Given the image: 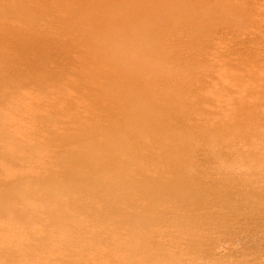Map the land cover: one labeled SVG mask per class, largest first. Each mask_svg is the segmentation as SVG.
<instances>
[{
  "label": "rangeland",
  "instance_id": "rangeland-1",
  "mask_svg": "<svg viewBox=\"0 0 264 264\" xmlns=\"http://www.w3.org/2000/svg\"><path fill=\"white\" fill-rule=\"evenodd\" d=\"M101 1L102 3L99 2V6L103 8V11H107L108 7L110 8L113 3V0H104V2L103 0ZM128 1L130 0H125L124 3ZM152 1L155 2L152 3ZM256 1L257 3H255ZM256 1L254 2V5L253 3L251 4V1L250 3H245L246 5L248 4L253 6V8L251 7V10L248 5H242L240 7V3L236 4V7L238 5L237 9L239 10V8H242V10H239L238 13L237 11L235 14L233 13L234 16H229L231 18L229 19V22L235 29L233 31H229L228 33L223 34L219 33L220 31H216L217 36L212 33V38L209 37V39H202L201 37H198L195 41L187 45L180 43L177 39V37L186 34L187 30L185 28L180 29L179 27L178 29H174V34L166 37L147 33L141 41H138V46L129 50H122V56L119 58L113 59L109 56H96L90 62L81 63V65L88 68L94 67L97 64H104L106 66L93 68L90 69L88 73L79 75L80 80L92 83L90 89L97 95V99L95 101L96 106L100 108L110 106L116 102L118 96L125 97L126 95L131 94L133 88L131 82L128 84L125 81L117 82L112 89L107 86H99L96 84L98 78H100L106 71L124 72L128 69H132L135 72L132 80L146 76L145 74L147 73L150 75L159 74L156 78H149L146 80V90L143 93H140L137 97H133L136 99V104L141 98H148V100L156 107V111L152 115L153 119L159 117L160 112L163 110L165 112L173 113L178 111L179 113L183 112V117L180 120L176 117L174 119H166V122H163V124L151 126L150 129L147 127L144 130L140 129L142 124L136 126L134 124L131 131L121 139L120 137H111V135L106 136L104 135L105 132L99 133L104 131L103 126H98L96 124L88 126L91 123H95L94 119H97L94 114H88L85 118H83L82 123L78 122L74 125L82 128H89L95 131L97 130V132H95L97 135L90 140L85 139L84 142L80 144L76 143L72 146V148L79 146V149H77V152L70 151L68 155L73 156L76 159H81L82 162L80 166L73 168V170L76 171L75 178L72 179L71 183L67 184V187L62 192H94L95 189H98L100 192L106 193L107 196H102L101 193L94 192V194L90 197H83L80 201L78 199L79 202L72 204L62 203V201L56 195H52V193L44 194L40 199H12L3 201L0 210L4 206L7 208L6 211H8L9 214L5 215L0 211V224L5 223L6 226L2 231L0 230V238L9 240V243L12 246L13 239L18 237L21 233H24V230H27L25 227H23L22 230H19L16 227L23 221L24 217V215L19 214V212H31L35 215L41 216L42 219L30 227V229L35 232V235L37 234L35 243L41 245L50 242V245L43 251H36V257L39 261H34L30 264H77L78 261H86L94 256H101L102 259H107L114 256L118 252L121 255H129L132 248H135L138 245L141 246L144 241L141 239L136 226L137 224L135 222H131V218H133L131 213L134 211L131 212V209L126 205V203L122 204L120 194L122 187L120 186L118 176H122L125 180L130 176L138 178L137 174L143 169H146L152 174L151 167L155 161V155L158 154V148L155 147L165 146L164 144L169 142V139L173 134H183L193 122L194 126L199 125L202 127H209L210 123L216 124V127L213 128L215 130L213 133L217 134V140L212 137L207 140L204 138L206 136L197 132L194 127V137L190 138V141L192 139L191 142L194 143H192V145L197 147L196 150L194 147L195 154L194 152L185 153V160L192 159L194 160V163L197 161L195 164H198L200 161V164L203 163L202 168L205 166V170L203 169L202 171L201 168V170L198 169L200 172L198 170L196 171L197 175L195 174V176L198 177V179H205L210 172L213 173V170L210 172L208 170L212 167L216 168L213 175L215 179L217 178V182L214 184V189L206 188L199 194V201L194 206V212L207 204H213L212 200L218 195L222 193L230 194L232 188L231 186L236 184V174L237 177H240L239 174L243 177V175H247V173L250 174L254 171H257L258 173L264 170V138H258L259 140L257 138H253L256 142L253 143L248 140L244 141L245 139L243 140V137H241H247V134L252 135L256 131L261 132L264 136V121L259 122L257 120L258 115L264 112V105L258 109L259 113H255L243 111L241 107L233 103L235 98H243L245 104L254 103L256 99L254 101L253 99L256 97L255 95H257L255 92L257 90L264 91V80L257 82L255 79L248 77L250 76L251 70L255 69L256 71L260 66L262 68L264 67V0ZM139 3H144L145 5L148 4L150 6L153 4L152 6H154L158 3V1L142 0ZM156 6L157 5L154 7ZM174 6L175 5L173 3L167 4L165 15H173L175 9ZM206 7L207 10L204 12L208 15H211L212 12H215L218 9L213 0L208 1ZM86 9L84 11H88V14L90 11L89 7ZM125 9L126 8L124 7L122 10ZM127 10L128 9L125 11ZM244 10L245 12H243ZM125 11H123L122 14H119L121 13V9H119L117 12L118 16L114 17V20L105 26L94 23L95 15L88 14L82 27L78 30V33L82 34L83 38L90 37L97 41L93 47V50L96 52L101 51L104 48L110 51L117 50V47L123 48V45L125 44L117 37L119 33L110 40L104 39L103 26L108 29H115L117 25H119L122 29H124L126 22L122 18L124 13L126 14ZM190 12H194V10ZM208 15L200 13L199 17H197L199 22L197 26H201L200 28H206L207 23H210L209 21H211V18H208ZM250 16H252L253 19ZM247 17L249 20L251 19V22H255H250L254 25V27L252 28V25H250V28L249 26L248 29L249 32L251 30L250 33L244 28V34H242L240 31H242L241 29L243 28L240 27H243L247 21L249 23ZM205 19H208L209 21H206ZM254 19L256 21H254ZM57 23V20H53L54 25H57ZM146 25H148L147 22L140 21L135 27L138 29L139 27H142L141 30H143V27L145 28ZM238 27L240 29H238ZM64 38L67 39V37ZM251 41H255L256 45H253ZM86 48L87 45L83 43L77 46L76 50L84 51ZM0 52H2L6 58H9V55L11 54V52L4 47H0ZM26 60L28 61L27 58ZM29 61L31 63L33 62L31 59H29ZM249 65L253 66L252 69H248ZM73 66L74 64L65 62L56 65L52 64L47 67L44 66L45 72H33L25 75L21 79V82L0 81V127L3 130V133H0V178L3 174L14 175V173H18L22 169L26 168L27 173L22 176H25L33 171L36 176L42 179L41 175L43 171V163L47 161V159L43 158V156H46L49 153H63L64 146L57 138H52L45 142H43L42 139L48 135V125L52 122L64 120L65 124H67L72 120L75 111L70 112L65 108H62L58 102L54 105L53 103L55 101L54 98L58 96L60 89H63L68 85H73ZM198 70H203V75L195 74L194 76L188 78L187 75L190 72L194 71L195 73ZM204 71L207 74H205ZM186 72H188L187 75ZM245 72H247L248 76ZM45 84L53 85V89L50 92L44 93L41 91L42 93H40L36 87H42ZM82 91V84L74 86L72 94L66 95L65 100L70 104L75 102L78 105L80 102L77 101V97L80 96ZM161 92H163V96L161 95ZM47 105H50V107H47ZM42 107L50 108L47 112H45L49 122L44 124L36 121L34 126L31 127L30 122L27 121L30 117L37 118L38 116H41L44 111ZM96 110L97 109H95V111ZM138 110L134 108V111ZM105 120L106 118H102L103 122ZM78 129L79 128L71 129L68 133L73 137L77 133ZM137 134H149L148 137L153 138L155 146L146 148L142 155L132 158L127 164H122V167L115 172H112V174L103 175L100 178L95 177V172H101L108 169L110 166H117L120 164L118 161L123 156L122 146L129 144L132 141L135 144L139 143L137 138H141ZM219 135H221V137L226 136L225 139H227V143L226 140L224 143L223 141L219 142ZM238 135L241 139L238 138ZM234 136H236L235 139L237 142L239 141V144L236 143L238 147L233 144L236 141ZM229 139L232 141L233 147H231V141ZM228 140L230 148L228 147ZM38 142L43 143L36 146L35 143ZM242 143H244V145ZM247 143H249L250 146H248L249 144L247 145ZM55 144L58 148L55 147ZM239 145H247V149H250V151L248 150V153L254 151L262 156L253 157L250 154L248 155L246 147H241L242 149H246L242 150ZM6 146H10L11 150L6 151V149L3 148ZM198 148L200 152L197 151ZM104 149L113 153L107 161L100 163L87 158L88 153H95ZM2 150H5V152ZM27 152H32L33 156L29 157ZM241 152H244V154L249 157L244 158V154H241ZM238 155L241 156V158L237 157ZM91 161L94 163H90ZM86 164L87 169L84 170V165ZM230 167L232 169L231 172L238 170L237 172L240 171L239 174L234 173L235 175L233 178L229 177L227 169ZM134 168H137V171L134 172ZM216 170L219 171V174H217L218 171L216 172ZM242 172L245 174L242 175ZM192 173L194 174V167L191 174ZM129 174L131 175L128 176ZM228 178H231V180ZM67 179L68 178L64 175L54 177L55 181L62 183H65ZM151 179L152 176H148V179L145 180L144 184V187L151 188L149 189L151 192H156V189L158 190V187L160 186L171 190V194L182 193V191L184 192L186 191L185 189H187L184 184L174 185L169 182L168 184L171 185L167 187L168 184L166 182H152ZM233 179H235L234 182ZM36 181L37 179L17 180L15 177H7L5 181H0V191H3V188L6 186L7 188L30 187L42 189L44 182H47L48 180L40 181V186H36ZM163 183L166 184V186ZM217 188L219 191L218 195ZM234 188L237 189L236 186ZM240 191H238L239 194H241L243 190L240 189ZM131 193L138 194L136 190L131 191ZM242 194V196L250 197L252 200L264 202V189L258 188L257 190H252L248 188V190H244ZM233 196L235 198L236 195ZM211 198L212 200L210 202ZM152 200L156 201L155 196ZM208 201L209 203H207ZM235 202L232 204L229 203L228 208L227 206L223 207L220 203V208L218 203H215L216 205L212 206L209 205L212 209L215 207L214 211L209 209V206L206 207V209H209L206 212L209 211L211 214L208 218L203 217L198 222L194 223L193 227L192 224L190 226V223L188 224L186 221L183 222L178 220V230L174 229L175 227H171L170 225H162L163 223L160 221L164 218L154 212L148 217V221L152 225H158L159 227L154 232L149 233L148 236L155 240H169L171 237L165 235V232L166 234L169 232L167 228H169L171 232L172 230H174L173 232H180L182 230V233L187 231L191 232V230L192 232L196 230V232H194L193 235L194 245L189 247V245L191 246L189 242L192 241L187 242L188 249L187 243H185L178 247V250L177 248H174L170 251L168 250L163 253H158L154 249H151L150 253L153 254L155 259H160L161 261L162 259L166 260L170 255L175 254V261L176 258L179 259L177 262H186L194 260L198 257L197 259H200V261H209V259L212 258L210 261H216V264H218V262L220 264L221 262L224 264L225 261H227L225 264H235L238 261L239 263L256 261L257 263L261 262L260 264H264V206H262L260 210L259 208H254V211H251L250 205H243L240 203L237 204L238 201ZM259 206L260 205L258 204V207ZM166 208H168V206H165L164 204V206L160 209L166 211ZM81 209L92 212V215L88 218V220H82L80 218L79 210ZM168 210L169 208L167 211ZM210 210L215 212V215L212 214ZM97 211H100L102 214L97 215ZM119 211H126V213L130 211L131 213L129 212L128 215L124 217L125 223L119 221V223L122 224H119L112 230L109 228L106 230L103 227L104 220H108L112 215L120 213ZM181 214L174 216V219H178ZM249 214H252V218ZM220 215L221 221L223 217L227 215L230 219H237V221H239L236 225L237 228L232 230L229 228L228 230L231 232L227 231L225 228V230H223V226H221L223 221L221 223L220 221H217L219 220L218 218H220ZM234 215L236 217H231ZM215 216H218L216 217L217 220L214 218ZM209 218H212V220H208ZM244 218L245 220H243ZM241 220L243 221L241 222ZM197 226L202 229L197 231ZM234 231L237 234L233 233ZM112 243L114 245L110 250ZM65 250L70 251L71 254L66 261L62 260L59 255V252ZM209 253L211 254L209 255ZM216 254L218 256H216ZM206 255L209 259L204 260L206 259ZM200 256L204 258L202 259ZM218 258L220 259L218 260ZM197 259H195V261ZM24 261L28 264V260Z\"/></svg>",
  "mask_w": 264,
  "mask_h": 264
},
{
  "label": "bare ground",
  "instance_id": "bare-ground-1",
  "mask_svg": "<svg viewBox=\"0 0 264 264\" xmlns=\"http://www.w3.org/2000/svg\"><path fill=\"white\" fill-rule=\"evenodd\" d=\"M124 1L113 0L111 7L110 8L108 7L107 11H103V8L99 6V2L102 3L101 0H56V1H51V0H0V47L2 48L4 47L11 52V54L9 55V58H6L4 54L0 52V81H3V82L5 81L18 82L19 81L21 82V79L25 75L31 74L33 72L35 73L45 72V67L49 65L62 64L64 62L72 63L74 64V66L72 67L73 69L72 75L74 77L73 85L72 86L68 85V86H65L63 89H60L58 96L54 98L55 101L53 105L56 102H58V104L62 108H65L66 110L70 112L75 111L73 114L72 120L69 121L67 124H65L64 120H61L59 122H52L50 125H48L49 133L47 136H45L42 139V141L45 142L49 139L57 138L64 146L63 153H49L48 155L43 156V158L47 159V161L43 163V171H42L41 176L43 180L45 181L48 180L47 182H44L43 188L42 189L30 188V187L7 188L6 186L5 188H3V191H0V207L3 204V201L12 200V199H16V200L40 199L44 194H47V193H52V195H56L62 201V203H65V204L77 203L80 200H82L83 197H90L92 194H94V192L101 193L102 196H107L106 193L100 192V190L98 189H95L94 192H90V191H77L75 193L62 192L67 187V184L71 183L72 179L75 178L76 171H74L73 168H77L78 166H80L82 162L81 159H76L75 157L68 155L70 151L77 152V149H79V146H77L76 148H72V146L76 143L80 144L84 142L85 139L90 140L97 135V133H95L97 132V130L95 131L89 128H82V127L74 125L75 123H78V122L82 123L83 118H85L88 114H94L95 118H97V119H94L95 123H91L88 126H91L92 124L103 126L104 131H101L99 133L105 132L104 135L106 136L111 135V137H120L121 139L124 138L125 135L131 131V128L134 126V124L135 126L142 124V127H140V129L144 130L147 127L148 129H150L151 126L161 125L163 124V122H166V119H174L176 117L178 120H180L183 117V114H184L183 112L179 113L178 111V112L173 113V112H165L163 110L160 112L159 117H157L156 119H153L152 115L156 111V107L148 100V98L143 97L136 104L135 103L136 99L133 97H137L140 93H143L146 90V80L149 78H156L159 76V74L150 75L147 73L145 74L146 76L139 77L138 79H135V80L133 79L134 80L133 81L132 78L135 75V72L132 69H128L124 72L106 71L101 75L100 78H98V80L96 81V84L99 86H107L112 89L113 86L117 82L125 81L128 84L131 82L133 88H132L131 94H128L125 97L118 96L116 102H114L110 106H107L104 108H100L96 106L95 101L97 99V95L93 93L90 89L92 83L80 80L79 75L88 73L90 69L98 68L102 66L106 67V66L104 64H97L94 67L88 68L86 66L81 65V63L90 62L96 56H100V57L109 56V57H112L113 59L119 58L122 56V50H129L131 48L138 46L139 44L138 41H141L142 38H144L147 35V33L153 34L156 36L166 37L169 35H173L174 29H178L179 27L180 29L185 28L187 30L186 34L177 37L180 43L184 45L192 43L198 37H201L202 39L203 38L209 39V37L212 36V33L217 36L216 31L218 32L220 31L219 33H223V34L228 33L229 31L231 30L233 31L235 29L229 22V19H231L229 16L233 15V13L235 14L236 11L238 13L239 10H242V8L241 9L239 8L238 10L237 9L238 5L236 7V4L240 3V7H241L242 5L243 6L246 5L245 3H250L251 1V4L253 3L254 5V2L256 0H226V1L225 0H213V2L215 3L218 9L215 12H212L211 15H208L206 12H204L207 10L206 4L210 0H157L158 3L155 4L157 5L156 7H154L155 5L152 6L153 4L151 6L148 4L145 5L144 4L145 2L143 3L145 5L144 6L143 4L139 3L142 0L141 1L138 0L139 2L137 0L136 1L130 0L126 3H124ZM153 2L155 1H152V3ZM172 3L175 5L174 14H173L175 16L165 15L167 4H172ZM255 3H257V1ZM248 6H250L249 7L250 10H251V7L253 8L252 5H248ZM88 7L90 10L88 14L95 15L94 23H97L98 25L99 24L104 25V26L107 25L109 22L113 21L114 17L118 16L117 12L119 9H121V13L119 14H122L123 11L128 9L127 11H125L126 14L124 13V16L122 18L126 22V26L124 27V29H122V27L119 25H117L115 29H108L107 27L103 26L104 39L110 40L112 37H114L116 34L119 33L117 37L120 40H122L123 43L125 44L123 45V48L117 47V50H114V51H110L104 48L101 51L96 52L93 50V47L97 41L90 37L83 38L82 34L78 33V30L82 27L85 21V18L88 15L87 14L88 11L87 12L84 11ZM124 7L126 9L122 10ZM192 10H194V12H190ZM245 10L243 12H245ZM200 13H203L204 15H208V18H211V21H209L208 19H205L206 21L210 22V23H207L206 28L205 27L200 28L201 26H197L199 24L197 17H199ZM252 16L250 17L253 19V17L255 16V13H254V16L253 17ZM193 18H194V23H193ZM53 20H57L58 22L57 25L53 24ZM140 21L147 22L148 24L145 26V28L143 27V30H141L142 27H139V29L135 27L136 24ZM254 21L256 20L254 19ZM250 22H251V19L249 20V23ZM249 23L247 21L245 22V25L243 24L244 25L243 27H240V28H243L241 29L242 31L239 30L240 33L244 34L243 33L244 28L247 29L249 32L248 28L250 25H252V28L254 27V25L251 23H255V22L252 21L250 24ZM240 28L238 27V29ZM148 29H150L151 31ZM64 37H67V39H65ZM83 43L87 45V48L84 51L76 50L77 46ZM251 43L253 45L254 44L256 45L255 41H251ZM26 58L28 59V61L26 60ZM29 59H31V61L33 62L31 63ZM38 67L40 68V70ZM252 67L253 66L249 65L248 69L250 68L252 69ZM260 67L256 71L253 68L254 70L250 71L251 72L250 76H248L247 72H245V74H247L248 77L255 79L257 82L260 80H264V67L263 68L262 67L260 68ZM202 72L203 70L202 71L198 70L195 73L194 71H192L189 74L188 72H186V75L188 74L187 76L189 78L191 76H194L195 74L201 75ZM79 84L83 85V91L80 94V96L77 97V101L80 103L78 105L75 102L71 104L68 103L65 100V96L71 95L74 86H77ZM36 89L40 93L42 92L46 93V92H50L53 89V85L45 84L42 87L37 86ZM162 93L163 92H161V95L163 96ZM255 94L254 95L256 97L253 99V101L255 99L256 100L254 101V103L245 104L243 98L242 99L235 98L237 100L234 99L233 103L241 107L243 111L259 113L258 109H260L264 105V91L257 90ZM47 107H50V105H47ZM134 108L137 110L139 109V110L134 111ZM43 109L44 111L41 116H38L37 118H33V117L29 118L27 122H30L31 127L34 126V123L36 121L42 122L44 124L46 122H49L47 120L48 118L46 117L45 112H47L48 109L50 108L45 107ZM95 109H97L96 110L97 112L95 111ZM102 118H106V120L104 121L105 123L102 121ZM257 120L259 122L264 121V112L258 115ZM194 127L197 132L206 136L204 138H206L207 140H209L211 137L215 139L217 137V134L213 133L215 131L213 128L216 127V124L210 123L209 127L207 126L202 127L199 125L194 126V122H193L192 125H190L183 134L175 133L170 137L169 142L167 144L162 143L165 146L155 147V148H158V154L155 155V161L153 162V166L151 167L152 174L146 169H143L140 173L137 174L138 178H133L132 176H130L131 174H129L128 176L130 177H128L125 180L122 178V176H118L120 186L122 187L121 193H120L121 198H122V204L126 203V205L131 209V212L134 211L133 213L129 211L134 218V219L131 218V222H135L137 224L136 226L140 233L141 239L144 241L143 244L141 246L138 245L135 248H132L131 253L126 256L121 255L118 252L114 256L107 258V259H102L101 256H98V257L94 256L93 258H90L86 261H78L77 264H154V263L156 264H216L217 263L216 261H215L216 263L210 261L212 260V258L209 259L207 256L208 254L205 256L206 259L204 260L209 259V261H200V259L198 260L197 259L198 257H197L195 258L197 259L196 261L194 259V260H190L186 262L184 261L177 262L179 261V259L176 258V261H175V257H174L175 254L170 255L167 259L165 258L166 260L162 259L161 261L160 259H155L153 254L150 253L151 249H154L158 253H163L168 250L170 251L174 248H177L178 250V247H180L182 244L187 243L188 241H192V242H189V244H191V246L189 245V247H192V245H194L193 235H194V232H196V230L193 232L191 230V232L187 231L183 233L181 232L182 230L180 232L178 231L173 232L174 230L170 228L173 232L172 233L169 230V228L166 227L169 232L167 234L165 232V235L171 238L165 241L155 240L151 238L150 236H148L149 233L154 232L159 227L158 225H152L148 221V217L154 212L158 213L160 217L164 218L160 221L163 223V224L161 223L162 225L164 226L170 225L171 227H175L174 229H177V228L179 229L178 224H177L178 220L183 221V222L186 221V223L188 224L190 223L189 224L190 226L192 224V227H193L194 223L198 222L201 218L203 217L208 218L211 213L209 211L208 212L206 211L209 209L214 211L215 207H213L214 209H212L210 208L209 205L211 206L216 205L215 203H218V205L220 203V205H223V207L227 206L228 208L229 203L232 204L233 202L238 201L237 204L240 203L243 205H250L251 211H254L253 210L254 208H259L260 210V208L264 206L263 204L264 202H261L258 200L255 201V200H252L250 197L242 196L244 195L242 194L243 191L244 190L247 191L248 188L252 190H257L258 188L264 189V174H262L264 173L262 172L264 170L258 173L257 171H254L250 174L247 173V175H243L245 173L242 172L243 177H241V174H239L240 171L237 172L238 170L235 171L233 169L234 171L231 172L232 169L230 167L227 169L229 177L233 178L236 173L240 175V177H237V174H236V184L235 185L233 184L231 186L232 188H231L230 194L222 193L218 195L219 191L217 188L218 193L217 192H214V193H217L218 196L216 198H214L215 197L214 196L213 200L212 198L210 199V202L212 200L213 204L212 203L207 204L209 203L208 201L206 203L207 205L205 206L203 205L204 207L194 212V206L199 201V194L206 188L214 189V184H216L217 182V178L215 179V177L213 176L215 173V169H216L215 167H212V168L210 167L211 169L209 170L207 169L209 172L213 170V173L210 172V174L206 176L205 179L203 178L198 179V177H196L195 174L197 175L196 171L198 169L201 170L203 163L200 164L199 163L200 161H199L198 164H195L197 161H195L194 163V160L192 159L185 160V153L194 152L195 146L192 145L193 143L191 142L192 139L190 141V138L194 137ZM75 128H79V129L77 130V133L72 137V135L69 134L68 131L71 129H75ZM0 133H3V130L1 129V127H0ZM149 134L147 135L137 134L142 139L141 140L137 138L139 143L135 144L132 141L129 144L123 145L122 146L123 156L118 161V163L120 164H118L117 166H110L108 169L101 171V172H95L94 174L95 177L100 178L103 175L112 174V172H115L116 170L120 169L122 167V164H127L132 158H136L137 156L142 155L146 148L155 146V141L153 140L152 137H148ZM247 135H246L247 137L245 136H241V137H243V140L245 139L244 141L248 140V141H252L253 143H256L253 138H257V139L264 138L263 134L257 131L254 132L252 135H249V134ZM225 137L226 136L221 137V135H219L218 141L219 142L223 141L224 143V141L226 140V143H227V139H225ZM235 137L236 136H234V139ZM241 137L239 136L238 138L241 139ZM229 140H228V143H229ZM43 142L35 143V145L39 146ZM238 142L236 140L235 143L233 144L237 145L239 144ZM242 144L244 145V143ZM248 144L249 143H247V145ZM247 145L245 146L239 145V146H240V149H242L243 147H246ZM229 146H230V143L228 147ZM248 146H250V144ZM55 147L58 148L56 144H55ZM231 147H233L232 141H231ZM236 147H238V145ZM3 148H5L6 151L11 150L10 146H6ZM196 148L197 147H195V150ZM246 149H242V150H246ZM248 150L250 151V149L246 150L247 153H248ZM2 151L5 152V150H2ZM197 151H199V148ZM244 152H241V154H244ZM27 154L29 157L33 156L32 152H27ZM236 154H237V149H236ZM249 154L253 157L262 156L260 154H257L254 151L249 152L248 155ZM111 155H113L111 151L104 149V150L97 151L95 153H88L87 158L101 163L103 161H107ZM239 155L237 157L241 158V156ZM245 155L246 154H244V158L249 157L247 155L246 157ZM90 163H94V162L91 161ZM193 167H194V174L193 173L191 174ZM204 168L205 166L202 168V171ZM86 169H87V164L84 165V170ZM133 171L134 172L137 171V168L136 169L134 168ZM217 171L218 170H216V172ZM26 173H27V169L24 168L18 173H14V175L3 174L0 178V181L1 180L5 181L7 177H10V178L15 177L17 180L37 179L35 184L36 186H40V181H43L40 177L36 176L33 171L28 173L25 176H22ZM217 174H219V171ZM59 175H64L66 176V178H68L65 181V183L54 180V177L59 176ZM148 176L150 177L152 176V179H151L152 182L164 181L167 184L169 182L174 185L184 184L186 185L187 189H185L186 191L184 192L182 191V193L171 194V190H168L165 187L162 188V186H160L158 187V190L156 189V192H151L149 191V189L151 188L144 187L145 180L148 179ZM228 179L231 180V178H228ZM234 180L235 179H233V182ZM164 185L166 186V184ZM170 185L171 184H168L167 187H169ZM235 186L237 189L234 188ZM240 189L243 190L241 193L242 195L238 193ZM134 190H136L138 194H132L131 191H134ZM233 195H236L235 198ZM154 196L156 198V201L152 200ZM164 204L165 206H168L169 208L168 211H167L168 208H166V211L160 209L162 208V206H164ZM258 204L260 205L259 207H258ZM220 205H219V208H220ZM208 206H209V209H206V207ZM6 209L7 208L3 206V208H1L0 211L3 214L8 215L9 212L6 211ZM129 212L126 213V211H123V212L112 215L111 218H109L108 220H104L103 227L106 230L108 228L112 230L116 228L119 224H122L123 222L125 223L124 217L127 216ZM248 213H245V214H248ZM19 214L24 215V217H23V221L20 224H18V226L16 227L19 230H22L23 227H25L27 228V230H24V233H21L19 235L22 238L18 236L13 239V245H12L13 247L9 243V240L0 238V264H27L24 260H28V264H30L31 262L39 261V259L36 257L37 255L36 251H43L47 249L48 246L50 245V242L44 243L41 245L36 244L35 238L37 237V234L35 235V232L30 229L31 226L35 225L38 221L42 220L41 216L35 215L31 212H19ZM96 214L101 215L102 213L100 211H97ZM177 214L179 215L181 214V216L178 217V219H174V216H177ZM212 214L215 215V212H212ZM91 215H92V212L90 211H86L84 209L79 210V216L82 220H88V218L91 217ZM249 215L252 218L251 216L252 214H249ZM216 217L218 216H215L214 218ZM219 217H220L218 218L219 220H217V218L216 220L220 221V223L223 221L221 225L223 226V230L226 229L227 231H230L228 230L229 228L231 230L234 228H237L236 225H237V222H239L237 221V219L236 220H234V218L230 219L229 216L227 215V216H224L221 221V215ZM231 217H236V216L234 215ZM212 218L211 219L209 218L208 220H212ZM243 220H245V218ZM243 220H241V222ZM119 221L122 223H119ZM5 227H6L5 223L0 224L1 231ZM201 229L198 228L197 226V231ZM233 233H236V232L234 231ZM113 245L114 244L112 243L110 246L111 247L110 250L113 248ZM187 249H188V243H187ZM210 254L211 253H209V255ZM59 255L61 259L65 261L68 259V257L71 256L70 251H67V250L59 252ZM216 256L218 255L216 254ZM201 257L202 256H200V258ZM149 258H152V259H149ZM203 258L204 257H202V259ZM219 259L220 258H218V260ZM259 261H262V260H259ZM260 263H257L256 261L239 263L238 261L235 264H260ZM218 264L220 263L218 262ZM221 264L223 263L221 262ZM226 264H230V263H226Z\"/></svg>",
  "mask_w": 264,
  "mask_h": 264
}]
</instances>
